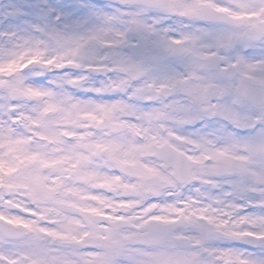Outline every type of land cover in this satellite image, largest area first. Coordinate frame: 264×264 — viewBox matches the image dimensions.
I'll return each mask as SVG.
<instances>
[{
  "label": "clouds",
  "instance_id": "obj_1",
  "mask_svg": "<svg viewBox=\"0 0 264 264\" xmlns=\"http://www.w3.org/2000/svg\"><path fill=\"white\" fill-rule=\"evenodd\" d=\"M37 4L0 28V264H264V0Z\"/></svg>",
  "mask_w": 264,
  "mask_h": 264
},
{
  "label": "rangeland",
  "instance_id": "obj_2",
  "mask_svg": "<svg viewBox=\"0 0 264 264\" xmlns=\"http://www.w3.org/2000/svg\"><path fill=\"white\" fill-rule=\"evenodd\" d=\"M25 2L30 5L38 3L39 0H25ZM23 5L24 0H0V28L4 26L11 27L12 24L10 22L19 20V18L15 20L12 15L17 14L21 17L23 15ZM30 10L29 8L28 12H30ZM219 258L224 261V264H235L236 260L242 257L234 256L232 253L226 252Z\"/></svg>",
  "mask_w": 264,
  "mask_h": 264
},
{
  "label": "snow or ice",
  "instance_id": "obj_3",
  "mask_svg": "<svg viewBox=\"0 0 264 264\" xmlns=\"http://www.w3.org/2000/svg\"><path fill=\"white\" fill-rule=\"evenodd\" d=\"M37 6H38L37 3H36V4H30V5H28V8L32 9V8H34V7H37ZM22 12H23V15H22L21 18H24V17H26V16L29 14L28 11H24V10H22ZM221 251H223V250H221Z\"/></svg>",
  "mask_w": 264,
  "mask_h": 264
}]
</instances>
